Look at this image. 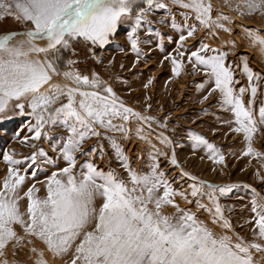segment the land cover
<instances>
[{
	"label": "snow or ice",
	"instance_id": "1",
	"mask_svg": "<svg viewBox=\"0 0 264 264\" xmlns=\"http://www.w3.org/2000/svg\"><path fill=\"white\" fill-rule=\"evenodd\" d=\"M171 4L188 10L183 13L187 33L180 35L178 43L195 36L194 22L206 31H230L221 21L231 23V19L222 14L213 18L212 5L206 0H171ZM166 8L168 4L162 0H0V18L12 17L18 23L29 25L23 32L0 34V114L14 107L19 109L20 115L31 116L35 120L29 127L32 140L48 138V129L53 127H63L67 131L63 141L53 145L55 150L62 143L60 153L67 167L61 172L67 177L66 182L56 179V173H53L43 199L34 195L38 191L34 185L29 187L24 194L27 220L19 209L18 193L26 175H22L16 166L22 161L13 159L7 152L3 154L9 167L0 186V255L10 242H19L15 230L19 225L26 235L42 241L54 256L67 253L79 239L71 264H256L251 250L264 251L259 243L246 242L239 236H235V242L232 236H217L197 219L195 213L180 208L174 200L175 196H181L188 203L195 201L197 209L207 211L213 223L230 230L231 224L224 217L219 197L227 196L236 187L234 184L215 185L189 176L192 180L189 190L178 192L157 162L158 156L167 153L154 146L150 153V170L144 173L134 170L119 146L113 145L128 174L127 182L114 171L98 170L93 163H87L81 179L73 173L75 154H85L81 147L83 142L91 136H100L97 127L126 133L125 124L130 119L147 123L152 118L125 107L113 89L105 86L95 73L90 78L75 70L61 72V53L68 51L73 41L83 40L103 47L117 27L124 24L130 28L127 36L131 47L139 55L138 39L134 38L136 33L142 24L151 23L147 19L149 13ZM234 10L241 16H251L258 11L264 15V0H239ZM172 26H176L175 19ZM248 35L264 54V37L250 31ZM17 36L26 39L13 44ZM36 41L46 42L45 46L38 47ZM208 52L215 54L207 55ZM30 53H43L45 58L30 59ZM179 55L184 57L186 53ZM226 56V52L202 43L199 49L191 52L188 60L194 61L193 67L203 69L213 81L209 95L218 92L221 106L233 114L237 126L232 131L242 133L247 143L243 155L261 158L264 154L252 147L258 124L264 125V106L259 108L258 120L253 110L257 97L254 81H258L260 75L242 61L241 73L247 77L248 86L237 89L239 82L233 69L226 64ZM76 63L69 59L65 65L71 68ZM172 63L174 74L179 75L181 63L176 59ZM54 76H63L70 83H53ZM245 93L250 96L247 101L243 99ZM63 98L66 103L61 102ZM13 101L16 102L14 105ZM136 131L139 133L141 129ZM189 139L194 150L203 147L209 160L224 164V156L202 135L190 133ZM160 142L164 146L172 143L163 136ZM38 155H44L42 149L32 153L28 168L35 165ZM170 163L177 165L174 154ZM27 171L26 168L25 173ZM182 175L188 176V173ZM97 196L103 200L98 210L94 206ZM205 197L207 205L200 202ZM149 204L154 205L155 210L149 208ZM164 205H171L176 214L163 215L161 208ZM251 211L254 237L264 240V203H259L255 196ZM93 221L94 228L85 231ZM39 256L35 264H46L43 254Z\"/></svg>",
	"mask_w": 264,
	"mask_h": 264
},
{
	"label": "rangeland",
	"instance_id": "2",
	"mask_svg": "<svg viewBox=\"0 0 264 264\" xmlns=\"http://www.w3.org/2000/svg\"><path fill=\"white\" fill-rule=\"evenodd\" d=\"M162 2L168 4V8L154 9L149 13L147 19L151 23L142 24L134 37L138 39L139 55L131 47L127 36L130 28L124 24L117 27L116 32L103 47L93 46L90 42L85 43L80 40L73 41L72 47L61 53V72L75 70L90 78L91 74L95 73L105 86L113 89L125 107L152 118L147 123L137 121L135 118L130 119L125 124L126 133L97 127L100 136H91L83 142L81 147L85 154L80 152L75 154L76 167L73 168V173L77 179H81L87 163H93L98 170L105 173L114 171L127 182L128 174L121 166L113 145L119 146L123 154L129 158L134 170L144 173L150 170L152 163L150 153L154 146L155 149L167 153L158 156L157 162L160 170L166 173L172 188L178 192L189 190L192 183L189 176L215 185H236L227 196L219 197L224 217L231 224L230 230H224L219 223H213L207 211L197 209L195 201L188 203L181 196H175L174 200L180 208L195 213L197 219L217 236L225 234L232 236L233 242L235 236H239L246 242L259 243L264 248V240L254 237V214L251 211L254 196L259 203H264V167L261 166L264 164V156L256 158L243 155L247 143L242 133L237 134L232 131L237 126L233 114L221 106L218 92L209 95L213 81L205 75L203 69L193 67L194 61L190 63L188 60L191 52L199 49L202 43L226 52L225 62L233 69L235 79L239 82L236 85L237 89L248 86L247 77L241 73L243 66L241 62H246L253 72L260 75V79L254 81L257 86V97L253 110L258 120L259 108L264 106V54L259 45H253L248 33L250 31L264 37V15L259 11L251 16L239 15L234 10L239 0H206V3L212 5L213 18L222 14L231 19V23L221 21L230 31L225 32L220 29L206 31L198 22L193 21L197 28L195 36L178 43L180 35L187 33L183 13L188 10L171 4V0H162ZM3 18L0 20V34L23 32L29 27L14 19L9 22V18L8 20ZM173 19H175V27L172 26ZM161 20L164 23H160ZM24 39L26 37L17 36L12 43ZM36 44L38 47L45 46L42 42ZM180 52H185L186 55L181 57ZM30 54L37 55L40 60L45 58L43 53ZM213 54L215 53H207V55ZM69 59L77 61L71 68L65 65ZM173 59L181 63L179 75L173 72ZM54 78L61 85L70 83L63 76H54ZM205 96L208 98L204 99ZM243 99L245 101L250 99L249 94L245 93ZM61 102L66 103V98ZM15 103L12 102L13 105ZM28 111L26 108L25 113ZM115 123L121 122L115 121ZM33 124L35 120L31 116L20 115L19 109L14 107L0 114V186L9 167L3 160V154L7 152L13 159L22 161L16 167L20 169L22 175H26L18 193L19 209L25 220H27V197L24 194L29 187L34 185L38 190L34 195L43 199L47 195L48 179L53 173H56V179L65 182L67 179L61 172V169L67 167V162L60 153L62 143L53 150V145L62 142L67 136V131L63 127H53L48 129V138L32 140L33 133L29 131V127ZM161 125L165 126L161 127ZM137 128L141 129L139 133L136 131ZM190 133L202 135L216 146L225 158L224 164H216L209 160L203 147L194 150L193 143L189 139ZM161 136L172 143L168 146L162 145ZM252 147L264 154V125L258 124L257 131L253 135ZM41 149L44 155H38L35 165L28 168L32 153H39ZM173 154L177 165L170 163ZM26 168L27 173H25ZM182 173H188V176H183ZM160 192L162 193V189ZM189 199L192 197L189 196ZM102 202V197L97 196L94 201L97 210ZM200 202L208 204L206 197ZM149 208L155 210L152 204H149ZM161 213L174 216L176 210L171 205H164ZM94 226L95 221L89 224L85 231H91ZM15 230L19 242H10L6 246L3 254L0 255V264H35L40 258V253L43 254L42 258L46 264H71L79 239L73 243L67 253L54 256L42 241L26 235L19 225L15 226ZM251 254L256 264H264V251L252 249Z\"/></svg>",
	"mask_w": 264,
	"mask_h": 264
},
{
	"label": "bare ground",
	"instance_id": "3",
	"mask_svg": "<svg viewBox=\"0 0 264 264\" xmlns=\"http://www.w3.org/2000/svg\"><path fill=\"white\" fill-rule=\"evenodd\" d=\"M27 47H28V46L25 45V48H27ZM29 57L34 58V59H39V57H38L37 55H35V56L33 55V56H32L31 54H29ZM57 81H58V80H55V78L53 77V83H57ZM58 83H59V82H58ZM59 84H60V83H59Z\"/></svg>",
	"mask_w": 264,
	"mask_h": 264
},
{
	"label": "crops",
	"instance_id": "4",
	"mask_svg": "<svg viewBox=\"0 0 264 264\" xmlns=\"http://www.w3.org/2000/svg\"><path fill=\"white\" fill-rule=\"evenodd\" d=\"M8 18H9V20H8ZM0 20H1V18H0ZM6 20H8L10 22L13 20V18L12 17H6ZM39 42L46 43L44 41H36V43H39Z\"/></svg>",
	"mask_w": 264,
	"mask_h": 264
},
{
	"label": "built area",
	"instance_id": "5",
	"mask_svg": "<svg viewBox=\"0 0 264 264\" xmlns=\"http://www.w3.org/2000/svg\"><path fill=\"white\" fill-rule=\"evenodd\" d=\"M3 19H6V17H5V18H3Z\"/></svg>",
	"mask_w": 264,
	"mask_h": 264
}]
</instances>
